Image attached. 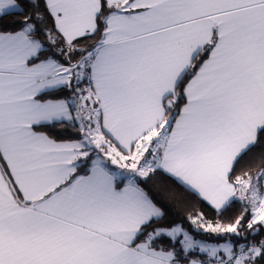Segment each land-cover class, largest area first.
I'll use <instances>...</instances> for the list:
<instances>
[{
	"label": "crops",
	"instance_id": "1",
	"mask_svg": "<svg viewBox=\"0 0 264 264\" xmlns=\"http://www.w3.org/2000/svg\"><path fill=\"white\" fill-rule=\"evenodd\" d=\"M44 1L66 44L94 32L98 0ZM106 3L112 11L100 38L72 66L52 57L31 63L37 40L0 33V264H176L149 241L133 244L160 214L135 186L139 170L116 187L126 169L91 163L69 181L85 137L55 142L33 129L74 122L80 114L69 100L37 96L82 89L86 80L98 132L116 155L132 163L154 133L147 174L162 170L216 211L242 201L228 176L264 127V0ZM16 11L13 0H0V16ZM198 59L184 104L166 116ZM261 184L264 196V174Z\"/></svg>",
	"mask_w": 264,
	"mask_h": 264
},
{
	"label": "trees",
	"instance_id": "2",
	"mask_svg": "<svg viewBox=\"0 0 264 264\" xmlns=\"http://www.w3.org/2000/svg\"><path fill=\"white\" fill-rule=\"evenodd\" d=\"M13 1L18 7V11L0 16V33L23 31L29 37L37 40L41 44L42 49L30 61L31 63L52 57L60 65H74L94 47L96 40L100 38L104 30V22L112 11L106 0H98L99 11L95 19L94 32L70 44H66L55 29L52 16L44 0ZM200 63V59L195 61L178 81L175 87L176 98L174 103L166 108V116L174 118L177 115L179 108L185 102L183 88ZM73 93V88H60L40 94L37 99L40 101H67L73 97ZM33 129L55 142H73L82 137L78 131V126L73 122L39 125ZM93 159L94 157L91 155L85 159L78 160L69 181L76 176L86 175ZM261 172H264V127L257 132L254 144L236 159L229 173L228 180L231 183H235L237 179L255 178ZM122 183L123 179L116 182L115 186L120 187ZM134 183L160 214L140 228L133 244L147 242L146 236L157 230L170 229L179 225L194 238L202 239L207 243L229 242L234 252L240 246H251L254 255L252 258L244 259L242 264H264V221L261 224L257 223L247 226L250 220V209L245 202L232 200L222 210L216 211L193 192L158 168L153 169L142 178L135 177ZM197 215L204 222L221 226H235L236 232L219 237L211 236L210 232H196L190 225L189 218ZM149 247L170 253L176 264H189L192 261L204 264L205 255L197 251H185L178 241L171 240L166 236H154L149 240Z\"/></svg>",
	"mask_w": 264,
	"mask_h": 264
},
{
	"label": "rangeland",
	"instance_id": "3",
	"mask_svg": "<svg viewBox=\"0 0 264 264\" xmlns=\"http://www.w3.org/2000/svg\"><path fill=\"white\" fill-rule=\"evenodd\" d=\"M93 100L88 80H86L82 89L74 88L73 97L69 99V104L78 109L77 111L80 114V116L74 114L73 123L78 126V131L82 135L81 138L85 137V139L80 138L82 146L81 157H84L83 159H85L86 157L92 155L94 159L91 163H102L112 167H119L118 169H113L115 170L114 173L120 169H126L128 173L120 175L119 179L130 178L131 174L134 173L135 175L137 170H139V173H137L139 174V178L146 176L147 173L144 169H147L156 163L154 158L155 148L153 146L156 142L153 144L151 142L153 139L151 136L154 137L155 134L152 133L145 139L143 147L142 145L137 147L141 148L142 152L139 154L134 152V155L130 158L132 159V163H129L121 156L116 155V153L112 150L113 148H111V146H109L108 143H105L101 138L98 132L99 128L96 120L97 112ZM155 140L156 136L153 141ZM263 174L264 173L261 172L255 178L247 177L243 180H236V182L238 181L239 195L242 196V202H245L250 209V220L247 223V226L257 223L261 224L264 221V196L262 195V189L258 190L260 185H262ZM189 223L194 231H201L202 233L210 232L209 234L213 237H219L226 234L231 235L236 232L235 226H221L219 224L204 222L201 220L199 215L189 218ZM158 231L159 230L147 235L145 239H148L149 241L157 235ZM162 231H164L163 233L170 237L171 240L178 241L182 249L185 251H197L198 253L205 255L204 264H237L242 263L246 258H252L254 255L251 246H240L235 252L233 249L231 252L229 242L223 241L217 243H207L202 239L194 238L188 232L184 231L179 225L170 229H163ZM218 252H221L224 256L223 260L219 258Z\"/></svg>",
	"mask_w": 264,
	"mask_h": 264
}]
</instances>
